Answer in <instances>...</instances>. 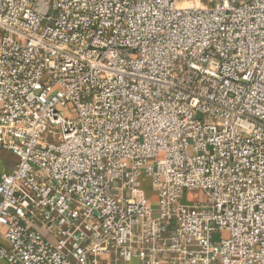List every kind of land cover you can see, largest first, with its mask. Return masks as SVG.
<instances>
[{
    "label": "built area",
    "instance_id": "obj_1",
    "mask_svg": "<svg viewBox=\"0 0 264 264\" xmlns=\"http://www.w3.org/2000/svg\"><path fill=\"white\" fill-rule=\"evenodd\" d=\"M0 152V264H264V0H0Z\"/></svg>",
    "mask_w": 264,
    "mask_h": 264
},
{
    "label": "rangeland",
    "instance_id": "obj_2",
    "mask_svg": "<svg viewBox=\"0 0 264 264\" xmlns=\"http://www.w3.org/2000/svg\"><path fill=\"white\" fill-rule=\"evenodd\" d=\"M195 118L200 119L199 115H195ZM8 156V155H7ZM142 187L144 189V191H146V193L148 194V199L150 200L151 203V209H152V213L153 215H156L158 213V209H159V200L156 194L152 193V191H150L149 188V183L146 181L142 182ZM187 199H193V200H198V199H202V197L199 195L197 196V194H188L187 195ZM217 236H214L213 240H216Z\"/></svg>",
    "mask_w": 264,
    "mask_h": 264
},
{
    "label": "crops",
    "instance_id": "obj_3",
    "mask_svg": "<svg viewBox=\"0 0 264 264\" xmlns=\"http://www.w3.org/2000/svg\"><path fill=\"white\" fill-rule=\"evenodd\" d=\"M15 163H16V158L12 156L10 153L0 152V174L4 172H10L13 169ZM0 244L5 245V243L2 240H0Z\"/></svg>",
    "mask_w": 264,
    "mask_h": 264
}]
</instances>
